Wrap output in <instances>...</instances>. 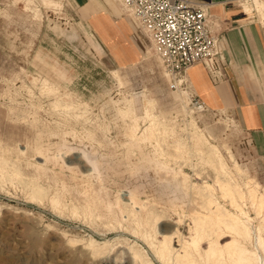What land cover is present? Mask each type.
Here are the masks:
<instances>
[{"label": "rangeland", "instance_id": "1", "mask_svg": "<svg viewBox=\"0 0 264 264\" xmlns=\"http://www.w3.org/2000/svg\"><path fill=\"white\" fill-rule=\"evenodd\" d=\"M116 2L120 17L134 20L122 1ZM243 3L238 6L249 28L264 30L262 9L244 11ZM73 10L71 0H0V167L8 158L20 171L19 177L0 180V264H135L131 245L151 264H163L140 232L156 241L161 231L177 229L188 238L193 217L204 211L203 197L192 186L213 185L216 174L214 165L201 159L205 144L191 160L169 153L176 140L190 142L192 121L218 147L242 188L250 181L264 193V167L232 112L194 105L191 85L169 88L170 75L138 24L143 49L117 58L87 34ZM216 28L228 49L225 34L243 27L220 21ZM45 79L58 92L47 90ZM154 117L165 123L158 127L169 130L162 139L132 137L147 131ZM160 148L168 155H160ZM92 160L97 171L88 175L84 169ZM38 187L44 193L34 199L30 194ZM212 193L235 211L218 187ZM54 194L63 200L59 208L50 200ZM132 198L139 201L134 208ZM87 205L94 220L71 211ZM246 207L254 217L249 202ZM217 234L222 243L230 240L229 233ZM89 238L114 246L92 254L85 243Z\"/></svg>", "mask_w": 264, "mask_h": 264}, {"label": "bare ground", "instance_id": "2", "mask_svg": "<svg viewBox=\"0 0 264 264\" xmlns=\"http://www.w3.org/2000/svg\"><path fill=\"white\" fill-rule=\"evenodd\" d=\"M43 1L47 2V0ZM122 5L124 6L123 3ZM256 6L261 8L264 14V0H252L251 3L245 5V10H252V7ZM124 8L126 9L125 6ZM166 74L168 73L166 72ZM44 85L47 90L58 92V88L47 79L44 80ZM147 108L148 106L145 107L146 111ZM191 124L193 125L194 131L189 136L190 142H184V140H181L182 138L176 140L173 145L174 151H169V153L173 155L172 158L177 157L182 160H191L192 154L195 153L196 155V153L198 154V152L204 151L199 144L206 145V156H201V159H203L202 161L214 165L216 169L214 183L213 185L206 183L200 186H192L199 189V194L203 197L202 207L204 211L196 213L193 217V225L189 228L190 234L188 238L180 236V234L177 233V229L171 234L161 231V238L156 241L152 240L151 234L145 231L140 232L141 237L149 243L153 249L154 256L156 255L163 264H264V193L259 191L257 185L252 184L250 181L244 182L243 188L239 183L235 182L229 174L228 165L223 156L219 153L218 147L209 143L201 129H199L198 126H194L193 121ZM158 126H165V123L154 117L151 118V125L148 127L147 131L142 132L140 135H136L132 132L131 135L135 138L143 136L146 139L159 141L169 130L166 127ZM38 152L40 153V151ZM160 152V155L166 153L168 155V152L162 148H160ZM236 162L234 161V166L236 167L237 173L241 174L243 172L242 168H240ZM13 163L14 162L9 161L8 158H3L0 167L1 181L5 182L4 180H6V177H19L20 171L14 167ZM91 167L84 169V172L89 175V172L97 171L96 161H91ZM221 175L224 177L222 178ZM183 176V180H186L187 175L183 174ZM215 186L219 188L223 197L229 199L230 206L235 210L234 212H230L229 209L220 205L221 203L219 204L212 193ZM43 193V188L38 187L34 189V192L30 195L32 198L36 199L41 198ZM50 198L52 204L59 208L63 200L60 201V197L57 194H54ZM248 202L255 213L254 217L248 214L246 207ZM131 203V207L134 208L139 201L132 198ZM91 206L87 205L84 208H82V206L73 207L71 211L74 214L80 215L81 213V216L83 214L90 220H94L96 216L93 214ZM126 206L127 205H123L121 210L124 211L127 208ZM79 207L81 209H78ZM131 211L133 210L131 209ZM137 212L139 211L137 210ZM148 214L152 220L157 219V214L152 212ZM134 215L137 214L134 213ZM256 221L257 223H255ZM156 232L158 233L160 231L156 230ZM218 232L229 233L230 240L225 243L220 242L218 239ZM174 235H176L175 237L177 238L175 240V242H177L176 245L172 243ZM205 241L207 245H205L206 247H202V243ZM85 243H87L86 245L89 247L92 254L100 253V247L110 251L114 246L113 241L106 240L100 244L92 238H89ZM129 250L135 264L152 263H150L149 257L147 258L143 253L144 251L142 252L141 249L136 246L131 245Z\"/></svg>", "mask_w": 264, "mask_h": 264}, {"label": "crops", "instance_id": "3", "mask_svg": "<svg viewBox=\"0 0 264 264\" xmlns=\"http://www.w3.org/2000/svg\"><path fill=\"white\" fill-rule=\"evenodd\" d=\"M116 1L71 0V3L76 20L81 22L89 36L97 37L98 43L117 58H131L136 50L143 49L137 36L139 26L134 20L120 17ZM197 1L220 21L243 28L225 34L229 50L219 41L225 61L223 78L213 79L202 63L190 66L186 76L194 93L205 104L211 108H225L236 116L246 137L255 144V154L264 167V30L258 25V28H249L248 19L242 18L238 6L241 0ZM242 1L246 11L248 0ZM45 3H53V0Z\"/></svg>", "mask_w": 264, "mask_h": 264}, {"label": "built area", "instance_id": "4", "mask_svg": "<svg viewBox=\"0 0 264 264\" xmlns=\"http://www.w3.org/2000/svg\"><path fill=\"white\" fill-rule=\"evenodd\" d=\"M146 36L151 39L164 70L170 75L169 88H186V70L202 63L213 79L223 78L225 63L216 23L197 0H122ZM192 88V87H191ZM191 101L199 108L205 103L194 93Z\"/></svg>", "mask_w": 264, "mask_h": 264}]
</instances>
